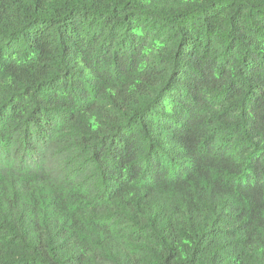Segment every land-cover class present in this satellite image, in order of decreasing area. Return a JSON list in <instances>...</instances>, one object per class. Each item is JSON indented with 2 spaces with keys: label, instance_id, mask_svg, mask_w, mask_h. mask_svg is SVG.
Wrapping results in <instances>:
<instances>
[{
  "label": "trees",
  "instance_id": "1",
  "mask_svg": "<svg viewBox=\"0 0 264 264\" xmlns=\"http://www.w3.org/2000/svg\"><path fill=\"white\" fill-rule=\"evenodd\" d=\"M0 264H264V0H0Z\"/></svg>",
  "mask_w": 264,
  "mask_h": 264
}]
</instances>
